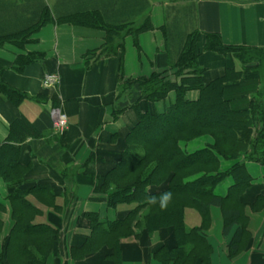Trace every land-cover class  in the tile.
Wrapping results in <instances>:
<instances>
[{"label": "crops", "instance_id": "1", "mask_svg": "<svg viewBox=\"0 0 264 264\" xmlns=\"http://www.w3.org/2000/svg\"><path fill=\"white\" fill-rule=\"evenodd\" d=\"M36 1L47 8L51 21L23 48L11 43L0 46L2 79L27 95L17 108L0 97V146L20 117L35 128L19 147L24 186H44L53 197L28 195L25 201L34 212L20 215L53 232L28 237L15 264H176L174 259L183 264L181 252L188 246L183 238L198 229L204 243L194 249V264H206L207 255L208 264H264V167L245 165L252 182L238 197L229 196L232 179L218 185L215 194L222 198L221 206L210 208L207 223L195 208L183 209L180 229L171 224L150 229L151 208L145 200L113 207L100 192L102 179L120 161L126 135L138 123V111L163 114L175 100L170 93L154 105L140 101L114 117L115 109L126 101L119 95L120 66L125 80L157 73L173 81L179 51L175 44L197 32L201 34L197 65L205 85L221 78L226 69L239 71L233 58L203 51L204 35H219L225 46L264 50V0H134L140 6L120 21L102 19L91 8L64 13L67 0ZM0 4L21 7L25 2L0 0ZM176 37L183 39L174 43ZM27 54L43 58L18 73L15 59ZM47 75L57 78L50 88L42 84ZM257 89L254 81L228 86L225 99L241 111ZM198 97L196 91L186 94L188 101ZM52 108H60L67 118L62 133L53 130ZM212 143L211 138L200 137L181 148L191 154ZM234 164L221 160L220 169ZM0 205L2 257L15 221L8 186L1 179ZM222 210L237 213L232 226L226 225ZM234 237L239 240L232 252Z\"/></svg>", "mask_w": 264, "mask_h": 264}, {"label": "trees", "instance_id": "2", "mask_svg": "<svg viewBox=\"0 0 264 264\" xmlns=\"http://www.w3.org/2000/svg\"><path fill=\"white\" fill-rule=\"evenodd\" d=\"M24 2L21 7L0 4V46L11 43L23 48L33 33L51 21L47 8L40 2ZM139 6V2L134 0H67L62 11L71 13L91 8L102 19L120 21ZM182 39L176 37L174 43ZM200 41L201 34L193 32L183 40V44H175L179 51L173 66L176 70L173 81L165 74L157 73L149 78L125 80L120 66L119 95L120 98L126 97V101L115 109L114 117L127 108H136L140 101L154 105L165 100L170 93L175 96L174 103L163 114H139L138 111V123L125 137V150L120 161L102 179L100 188L113 207L133 200H145L151 208L147 221L150 229L167 224L180 229L182 211L187 207L195 208L201 214L203 224L207 223L210 208L221 206L222 198L215 194L218 185L232 179L229 196L238 197L252 182L245 165L254 163L264 167V50L225 46L219 35L205 34L203 51L233 58L240 65L239 71L226 69L221 78L205 85L203 70L197 65ZM42 58L41 54L18 56L14 62L15 71L22 72ZM248 81L256 82L258 89L251 95L247 108L237 111L225 99V89ZM191 91L198 92L196 101L186 99V94ZM0 97L15 108L27 99L26 94L4 82L1 71ZM33 129L20 117L10 125L6 142L0 146V179L8 186V200L15 221L11 233L4 240L5 250L0 264L20 261L25 252L22 247H26L28 237L43 236L52 231L49 226L33 224V220L24 221L20 215L22 211L34 212L25 201L28 195H50L44 186H24L26 171L18 162L19 147ZM200 137L211 138L212 145L191 154L183 152L182 143ZM221 160L235 164L222 171ZM149 189L153 190L152 194L147 192ZM52 197L49 196L50 199ZM222 213L226 225L232 226L237 213L228 210H222ZM183 239L188 243L181 252L183 264H194L197 260L194 249L204 243L201 231L193 230ZM238 240L239 237H234L232 252L237 249ZM181 245H184L183 241ZM181 250L178 247V251ZM179 260L174 259L176 264ZM204 261L208 264V255Z\"/></svg>", "mask_w": 264, "mask_h": 264}, {"label": "built area", "instance_id": "3", "mask_svg": "<svg viewBox=\"0 0 264 264\" xmlns=\"http://www.w3.org/2000/svg\"><path fill=\"white\" fill-rule=\"evenodd\" d=\"M57 82V78L54 75H47L43 80V86L50 88ZM50 117L52 120V127L55 132L62 133L67 128V118L59 108H54L50 111Z\"/></svg>", "mask_w": 264, "mask_h": 264}, {"label": "clouds", "instance_id": "4", "mask_svg": "<svg viewBox=\"0 0 264 264\" xmlns=\"http://www.w3.org/2000/svg\"><path fill=\"white\" fill-rule=\"evenodd\" d=\"M166 199H167V197H165V200H166ZM161 206H162V207L164 206V203H163V202L161 203Z\"/></svg>", "mask_w": 264, "mask_h": 264}, {"label": "rangeland", "instance_id": "5", "mask_svg": "<svg viewBox=\"0 0 264 264\" xmlns=\"http://www.w3.org/2000/svg\"><path fill=\"white\" fill-rule=\"evenodd\" d=\"M253 171V170H252ZM252 175H258V174H256V173H254V171L252 172Z\"/></svg>", "mask_w": 264, "mask_h": 264}]
</instances>
